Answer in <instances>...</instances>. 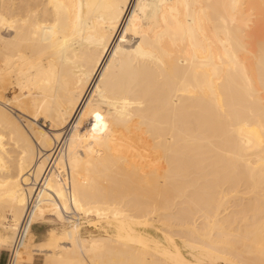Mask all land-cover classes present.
<instances>
[{
	"label": "bare ground",
	"instance_id": "1",
	"mask_svg": "<svg viewBox=\"0 0 264 264\" xmlns=\"http://www.w3.org/2000/svg\"><path fill=\"white\" fill-rule=\"evenodd\" d=\"M2 249L264 264V0H0Z\"/></svg>",
	"mask_w": 264,
	"mask_h": 264
},
{
	"label": "rangeland",
	"instance_id": "2",
	"mask_svg": "<svg viewBox=\"0 0 264 264\" xmlns=\"http://www.w3.org/2000/svg\"><path fill=\"white\" fill-rule=\"evenodd\" d=\"M38 123H40V124H44V120H42L41 118L38 120ZM65 147V146H64ZM60 148H61V146H60ZM97 219V218H96ZM96 223H94V224H92V222H91V224H90V222H88V221H86L85 223H84V226L86 227H84L83 228V232H84V234H89L90 232L91 233H94V234H101V233H105V230H104V228H106L105 227V224L103 223H98L97 221H95ZM89 223V224H88ZM87 226H86V225ZM98 224V225H97ZM100 224H102V226L100 225ZM46 226V227H45ZM45 227V228H44ZM88 227H90V228H88ZM96 227H98V228H96ZM103 227V228H102ZM38 228L40 229H42V230H38ZM49 228V225H47V224H43V225H41V224H39V225H37V227H36V231H37V239H41V237H39V236H41V234H43L42 235V238H43V236H44V233L47 231V229ZM94 228V229H93ZM108 228V227H107ZM87 229V230H86ZM90 229V230H89ZM93 229V230H92ZM96 230V231H95ZM148 232H150L151 234H153V235H156V236H162V232L159 230V229H155V227H149L148 229ZM40 231V233H38ZM88 231V232H87ZM160 231V232H159ZM177 239V241H178V243L182 246V240H181V238L180 237H176ZM180 239V240H179ZM181 241V242H180ZM183 247V246H182ZM183 251H184V253L187 255V256H189L190 257V255H189V252H188V250H186L185 248H183ZM188 252V253H187Z\"/></svg>",
	"mask_w": 264,
	"mask_h": 264
},
{
	"label": "crops",
	"instance_id": "3",
	"mask_svg": "<svg viewBox=\"0 0 264 264\" xmlns=\"http://www.w3.org/2000/svg\"><path fill=\"white\" fill-rule=\"evenodd\" d=\"M9 259V251L7 249L0 250V264H7ZM21 264H44L42 255H35L32 261L23 262Z\"/></svg>",
	"mask_w": 264,
	"mask_h": 264
},
{
	"label": "built area",
	"instance_id": "4",
	"mask_svg": "<svg viewBox=\"0 0 264 264\" xmlns=\"http://www.w3.org/2000/svg\"><path fill=\"white\" fill-rule=\"evenodd\" d=\"M13 257H14L13 253L9 252V259L7 264H15V262L13 261Z\"/></svg>",
	"mask_w": 264,
	"mask_h": 264
}]
</instances>
